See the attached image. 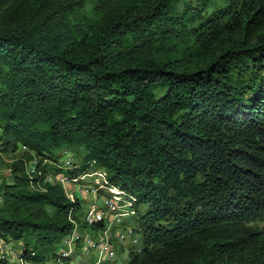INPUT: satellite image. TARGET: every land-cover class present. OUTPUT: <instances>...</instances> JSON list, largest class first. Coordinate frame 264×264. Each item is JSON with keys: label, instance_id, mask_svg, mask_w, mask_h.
<instances>
[{"label": "trees", "instance_id": "obj_1", "mask_svg": "<svg viewBox=\"0 0 264 264\" xmlns=\"http://www.w3.org/2000/svg\"><path fill=\"white\" fill-rule=\"evenodd\" d=\"M26 1L0 26V152L26 148L0 238L53 257L83 211L45 181L70 150L135 196L127 264H264V0Z\"/></svg>", "mask_w": 264, "mask_h": 264}, {"label": "built area", "instance_id": "obj_2", "mask_svg": "<svg viewBox=\"0 0 264 264\" xmlns=\"http://www.w3.org/2000/svg\"><path fill=\"white\" fill-rule=\"evenodd\" d=\"M1 135V130H0ZM26 150L25 147H22ZM58 167L62 171H76L72 159L67 157ZM30 176L40 175L37 171V162H31L27 167ZM93 174L66 175L59 173L54 180L47 175L45 181L60 186L69 203L89 198V201L81 203L83 211L78 220L69 213L70 230L60 239L53 251V257L48 260L58 264L65 261L68 264L85 262L87 264H115L117 251H126L128 256L140 253L141 238L136 230V225L130 220L136 219L138 210L135 207L136 198L130 192L112 184L107 177L98 174L99 179L89 180L82 183L86 177L91 178ZM15 242L0 238V260L9 261L15 258L19 264H25L20 254L21 248L15 247ZM127 247V248H126ZM45 263V264H46ZM62 263V264H64Z\"/></svg>", "mask_w": 264, "mask_h": 264}, {"label": "rangeland", "instance_id": "obj_3", "mask_svg": "<svg viewBox=\"0 0 264 264\" xmlns=\"http://www.w3.org/2000/svg\"><path fill=\"white\" fill-rule=\"evenodd\" d=\"M27 1L26 0H0V26L1 24H5L8 21H10V13H8L9 11H11L13 8L19 7V9L23 6H26ZM23 148H20L19 151H17L16 153H11V152H0V185L2 184H10L12 183V178H13V174H12V166L14 163H16V161L20 158V156L23 153ZM60 154V159L59 162L61 163L62 161L66 160L67 157H70L72 159V162L74 164V166L76 167V171L71 172V175H75V176H79L82 175L83 173H89V174H93L94 176L91 178L86 177L84 179V181H82V183H85L86 181L89 180H94V179H99L100 177L98 176V174L103 175L104 177H107L106 172L103 169L94 167L93 164L90 165V167L85 170L82 173H77L78 169L80 168V164H81V156L76 155L75 152L73 151H59ZM37 162V159H33L31 160V162ZM42 162L41 165L44 164H52V162ZM58 163L56 165V167L58 168ZM27 166V165H26ZM54 166V168H56ZM66 172L68 171H62V173L66 174ZM61 173V172H60ZM59 174V173H57ZM53 180H54V176L56 175L55 173H53L52 171H50V173L48 174ZM66 175H70V174H66ZM89 201V198L84 199L81 201V203H84ZM140 212H144L145 208L140 207L139 209ZM131 224H135L137 227V221L135 223V219H131L130 220ZM254 225H256L259 229H262L264 231V219L260 222L254 223ZM138 228V227H137ZM136 228V230H137ZM138 235L141 238V234L138 228ZM15 247L16 248H21L23 247V245L21 243H15ZM127 248V247H126ZM139 248L141 249V244L139 245ZM59 248H55V251L57 252ZM117 257L114 260L115 264H127L129 262V256H128V252L126 251H120V249H118L117 251ZM83 261L85 262V264L88 263V259H83ZM64 263L63 261H59L58 264H62ZM9 264H19V262L17 260H15V258H10L9 260ZM46 264H54V261H50ZM72 264H84L83 262H75Z\"/></svg>", "mask_w": 264, "mask_h": 264}]
</instances>
